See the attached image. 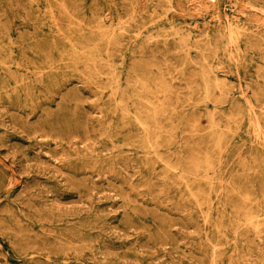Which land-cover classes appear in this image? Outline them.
<instances>
[{
	"label": "rangeland",
	"instance_id": "374dc122",
	"mask_svg": "<svg viewBox=\"0 0 264 264\" xmlns=\"http://www.w3.org/2000/svg\"><path fill=\"white\" fill-rule=\"evenodd\" d=\"M263 16L0 0V264H264Z\"/></svg>",
	"mask_w": 264,
	"mask_h": 264
},
{
	"label": "bare ground",
	"instance_id": "6f19581e",
	"mask_svg": "<svg viewBox=\"0 0 264 264\" xmlns=\"http://www.w3.org/2000/svg\"><path fill=\"white\" fill-rule=\"evenodd\" d=\"M135 2V1H134ZM63 8V7H62ZM243 8V7H242ZM246 8V7H245ZM248 9V8H247ZM130 10H132V9H130ZM137 12V11H136ZM257 13V12H256ZM136 14V13H135ZM264 17V16H263ZM133 19H134V17H133ZM107 20V19H106ZM108 21V20H107ZM132 21V20H131ZM136 21V20H135ZM126 22V21H125ZM80 23V22H79ZM124 23V22H123ZM101 24V23H100ZM128 25V24H127ZM129 26V25H128ZM121 27V26H120ZM126 27V26H125ZM125 31V30H124ZM101 32V31H100ZM178 34V33H177ZM188 37V36H187ZM112 39V38H111ZM181 39V38H180ZM109 41V40H108ZM181 41V40H180ZM186 41V40H185ZM209 41H210V39H209ZM108 43H110V42H108ZM180 43V42H179ZM185 43V42H184ZM182 46H186L185 44L184 45H182ZM209 50H210V48H209ZM214 50V49H213ZM79 53H81V52H79ZM216 54V53H215ZM107 62V61H106ZM97 63V62H96ZM82 64V63H81ZM93 64V63H92ZM80 65V64H79ZM94 66V65H93ZM98 66V65H97ZM110 67H111V64H110ZM110 69H112V68H110ZM114 71H116V70H114ZM212 71V70H211ZM116 73V72H115ZM203 73H204V71H203ZM116 75V74H115ZM109 78H111V77H109ZM112 78H113V76H112ZM119 78V77H118ZM110 81V80H109ZM217 81V80H216ZM140 82V81H139ZM111 83H112V81H111ZM160 83V82H159ZM217 83V82H216ZM220 83V82H219ZM218 83V84H219ZM217 84V85H218ZM110 85V84H109ZM221 85V84H220ZM220 85H219V87H220ZM107 86V85H106ZM216 86V85H215ZM211 87V86H210ZM108 89H110V87L108 88ZM210 89V88H209ZM149 90V89H148ZM169 90V89H168ZM207 90V89H206ZM219 90V89H218ZM170 91V90H169ZM124 92V91H123ZM125 93V92H124ZM169 93V92H168ZM146 95V94H145ZM164 97H166V96H164ZM142 99V98H141ZM166 101V100H165ZM143 103H145V102H143ZM149 104V103H148ZM146 105H147V103H146ZM148 106V105H147ZM161 106V105H160ZM124 107V106H123ZM146 106H144V108H145ZM149 107V106H148ZM156 108V107H155ZM157 109V108H156ZM146 111V110H145ZM155 116V115H154ZM155 119V118H154ZM214 123V122H213ZM191 125V124H190ZM214 125V124H213ZM206 126V125H205ZM142 127V126H141ZM144 127V126H143ZM197 127H199V126H197ZM145 128V127H144ZM155 129H157L156 127H155ZM154 130V129H153ZM193 132V131H192ZM157 135H158V133H157ZM196 135V134H195ZM154 136H155V134H154ZM192 139V138H191ZM261 140V139H260ZM111 141V140H110ZM219 141V140H218ZM218 141H217V143H218ZM156 145H157V142H156ZM151 146V145H150ZM219 146H220V144H219ZM219 146H217V147H219ZM220 148H221V146H220ZM154 149V148H153ZM221 150V149H220ZM222 151V150H221ZM195 156H197V155H195ZM160 158H161V156H160ZM162 160V159H161ZM163 162V161H162ZM165 164V163H164ZM172 171V170H171ZM183 175V174H182ZM182 177V176H181ZM190 193V192H189ZM252 204H253V202H252ZM250 209V208H249ZM202 214V213H201ZM255 217V216H254ZM258 220V219H257ZM223 221V220H222ZM257 228V227H256ZM257 245V244H256ZM258 246V245H257ZM219 249V248H218Z\"/></svg>",
	"mask_w": 264,
	"mask_h": 264
}]
</instances>
